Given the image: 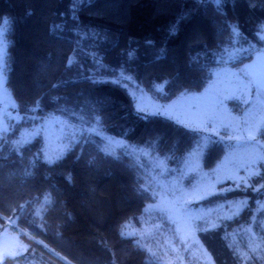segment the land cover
<instances>
[{
  "label": "trees",
  "instance_id": "obj_1",
  "mask_svg": "<svg viewBox=\"0 0 264 264\" xmlns=\"http://www.w3.org/2000/svg\"><path fill=\"white\" fill-rule=\"evenodd\" d=\"M5 21V87L19 115L36 121L59 116L74 125L96 122L104 134L156 158L168 181L199 135L171 120L135 112L129 93L112 80L126 77L154 99L169 102L201 92L215 68H237L264 46V0H0V25ZM237 39L252 49L227 62L222 55L234 49ZM12 133L0 139V231L10 222L29 241L27 252L14 260L166 264L154 248L155 236L175 235L174 225L164 214L147 212L160 187L150 166L128 154H109L100 137L85 132L49 163L40 137L15 145L18 136ZM260 136L264 140L263 131ZM226 149L212 140L201 156L202 167L214 168ZM186 182L190 188L192 180ZM45 196L51 200L47 205ZM242 198L247 204L237 216L215 230L207 224L197 230L216 264H264L255 246L247 249L242 243L249 252L244 260L220 240L241 230L234 234L255 235L251 239L264 251V166L243 189L194 205L210 209ZM148 222L154 230L144 241L153 244L152 254L138 243L139 235L120 234L125 224L141 229Z\"/></svg>",
  "mask_w": 264,
  "mask_h": 264
},
{
  "label": "rangeland",
  "instance_id": "obj_2",
  "mask_svg": "<svg viewBox=\"0 0 264 264\" xmlns=\"http://www.w3.org/2000/svg\"><path fill=\"white\" fill-rule=\"evenodd\" d=\"M216 2V1H215ZM0 28L6 31V24ZM5 48V44H4ZM252 49L251 44L239 42L237 39L233 50L226 52L223 58L233 62L246 56ZM3 62L0 65L2 81H0V139L11 134L17 135L15 145H22L35 137L43 141V159L47 162L54 161L66 151L71 143L83 132L98 136L103 140L104 149L112 154H128L135 158L144 167L150 166L152 177H156L158 198L149 206L152 213H160L174 225L175 235H156L154 248L159 247L166 264H216L213 256L205 250L199 239L197 230H215L226 220L241 213L247 198L231 199L220 203L210 209L195 206L194 203L223 192H230L245 187L248 179L264 166V140L253 130V123L257 117L254 99L249 94V86L241 77L238 70L228 66L219 67L213 71V80L207 84L203 92L182 94L169 102L154 99L140 86L126 77L115 78L114 84L122 86L134 100V110L145 117L156 116L171 120L183 128L199 135L197 146L189 152L186 158L177 167L178 174H173L170 180L164 178L165 166L156 163V158L150 157L148 152L138 149L134 144L124 140L110 137L100 129L96 122L90 124L81 121L74 125L64 118L53 116L36 121L34 118L19 115L15 111V104L5 87L4 50ZM245 82V84H243ZM230 102H234L233 105ZM247 104L250 105L247 111ZM246 108H245V107ZM140 108L142 111H138ZM243 108L246 110L243 111ZM258 108V107H257ZM244 114V115H242ZM247 124L249 129L246 128ZM95 131H92V129ZM254 136L255 139L250 137ZM223 142L227 145L226 153L219 163L212 169H205L201 165V156L206 146L212 142ZM158 169V175L154 174ZM192 180L190 188L185 187L187 180ZM230 183L231 185H223ZM243 183V186H239ZM239 186V187H238ZM168 189L171 195L164 191ZM264 209V203L261 206ZM255 212V215L257 214ZM206 216V217H205ZM262 215L255 216L252 224L260 221ZM264 217V213H263ZM156 219V217H154ZM12 221V220H11ZM126 235H139V244L150 254L153 253L152 245H148L144 238L152 234L153 227L148 222L141 229L131 224H125L120 230ZM225 231V230H224ZM226 232V231H225ZM241 230H235L230 235H221L227 248L242 254L247 260L242 243L247 249L252 246L259 249L264 257V251L257 240H252L255 235H236ZM218 235V234H217ZM257 237V236H256ZM148 241V240H147ZM155 241V240H154ZM29 247L28 238L15 229L10 222L5 223L0 231V264H21L16 259L24 255ZM220 249V247H219ZM255 250V252H256ZM14 261H8L6 259Z\"/></svg>",
  "mask_w": 264,
  "mask_h": 264
},
{
  "label": "crops",
  "instance_id": "obj_3",
  "mask_svg": "<svg viewBox=\"0 0 264 264\" xmlns=\"http://www.w3.org/2000/svg\"><path fill=\"white\" fill-rule=\"evenodd\" d=\"M220 67H224V66H220ZM229 68L238 70L243 80L249 86L248 92L250 96L254 99L256 111L258 110L256 112L257 117L252 127H255L253 128V130H255V132L258 134V132L261 131V129L264 130V46L258 49L257 51H255L248 62H245L244 64H242L237 68H233V67H229ZM211 80H213V76ZM245 82H243V84H245ZM204 90L205 89H203L201 92H203ZM246 107L245 108L247 109L248 112L254 110V109H248L250 107V105L248 104ZM245 108H243L242 111L243 113L246 110ZM248 127L249 125L247 124L246 128Z\"/></svg>",
  "mask_w": 264,
  "mask_h": 264
},
{
  "label": "snow or ice",
  "instance_id": "obj_4",
  "mask_svg": "<svg viewBox=\"0 0 264 264\" xmlns=\"http://www.w3.org/2000/svg\"><path fill=\"white\" fill-rule=\"evenodd\" d=\"M217 2H218V0H217ZM4 23L7 24V21H5ZM4 35H5V30L3 28H0V65H2V62H3L2 53H3V50H4ZM0 81H2V71H0ZM53 87H56V85H53ZM137 110L138 111H142V109H140V108H138ZM97 122H98V119H97ZM0 130H2V128H0ZM92 131H95V129L93 128ZM250 138L255 139L254 136H252ZM49 163H51V161H49ZM50 202H51L50 197L49 196H45L44 197L45 205L49 204ZM22 210H23V207H22ZM36 214L39 215L40 212H37ZM121 235L122 236L126 235V233L122 230L121 231Z\"/></svg>",
  "mask_w": 264,
  "mask_h": 264
},
{
  "label": "built area",
  "instance_id": "obj_5",
  "mask_svg": "<svg viewBox=\"0 0 264 264\" xmlns=\"http://www.w3.org/2000/svg\"><path fill=\"white\" fill-rule=\"evenodd\" d=\"M263 40H264V34H263Z\"/></svg>",
  "mask_w": 264,
  "mask_h": 264
}]
</instances>
